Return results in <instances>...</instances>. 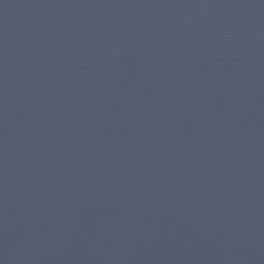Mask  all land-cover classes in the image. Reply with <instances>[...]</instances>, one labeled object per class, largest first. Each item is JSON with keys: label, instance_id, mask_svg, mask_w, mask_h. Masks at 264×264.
<instances>
[{"label": "water", "instance_id": "obj_1", "mask_svg": "<svg viewBox=\"0 0 264 264\" xmlns=\"http://www.w3.org/2000/svg\"><path fill=\"white\" fill-rule=\"evenodd\" d=\"M0 264H264V0H0Z\"/></svg>", "mask_w": 264, "mask_h": 264}]
</instances>
